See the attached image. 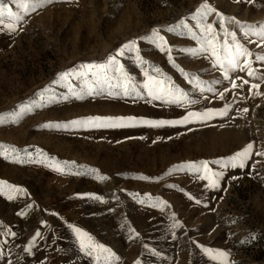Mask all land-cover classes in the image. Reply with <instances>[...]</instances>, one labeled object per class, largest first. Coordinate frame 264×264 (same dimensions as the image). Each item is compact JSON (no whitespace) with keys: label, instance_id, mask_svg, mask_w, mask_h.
Segmentation results:
<instances>
[{"label":"rangeland","instance_id":"374dc122","mask_svg":"<svg viewBox=\"0 0 264 264\" xmlns=\"http://www.w3.org/2000/svg\"><path fill=\"white\" fill-rule=\"evenodd\" d=\"M202 3L222 14L225 27L253 53L252 77L239 70L230 74L235 90L205 55L187 54L197 43L186 30L167 31L184 21L199 33L192 16ZM213 21L219 32L216 13L205 22ZM8 23L5 18L0 26V181L24 189L26 195L13 193L9 200L6 187L0 194V248L5 257L0 264H97L80 253L69 223L110 248L119 258L114 264H220L203 248L228 252V264H264V155H259L264 153V79L255 78L264 76V62L255 60L264 55L259 39L264 0H51L31 11L15 32L7 29ZM153 28L166 37L176 64L188 76L170 65L167 52L140 41ZM134 39L152 70L160 67L198 103L181 109L161 100L124 96L115 80L111 88L82 100L66 87L49 89L60 72L103 63ZM121 62L136 82L143 81L133 57L126 55ZM243 80L248 84L242 85ZM82 85L73 79L76 91ZM200 88L213 91L201 93ZM42 92L54 99L41 101ZM65 95L70 96L66 101ZM225 104L230 106L226 116L186 126L44 127L89 116L177 119L188 111ZM21 105L35 106L14 119L11 114ZM249 143L253 148L244 168L210 163L214 171L224 172L216 189H208L207 181L191 170L177 167L226 159ZM172 217L180 227L171 226Z\"/></svg>","mask_w":264,"mask_h":264},{"label":"snow or ice","instance_id":"6c2138e0","mask_svg":"<svg viewBox=\"0 0 264 264\" xmlns=\"http://www.w3.org/2000/svg\"><path fill=\"white\" fill-rule=\"evenodd\" d=\"M51 0H0V26L3 25V21L7 18L10 23L6 25L9 31L15 32L17 26L20 25L25 18L29 15L31 11L42 7L43 5L50 3ZM10 5H15L17 11H13ZM213 13H216L219 21L220 31L218 32L214 25L217 21L212 23H206L207 17ZM193 20L199 23V33L193 31L187 23L181 21L180 24L169 26L167 31L178 32L181 30H186L190 38L197 43V47L186 49L187 54L192 57L197 55H205L207 59L211 61V66L214 69H219L222 73L223 80L228 81L233 90L236 89L237 85L235 80L230 79V74L239 70L240 72H247L248 76L252 77L254 75V70L252 63L249 61V57L253 55L243 44L237 41V34L235 31H229L226 27V18L219 14L215 8L211 7L209 3H202L195 10V15L192 16ZM239 25L240 22L236 21ZM243 27V25H240ZM223 36L222 42L219 41V37ZM247 36V33H244ZM259 39L261 43H264V31L259 34ZM140 41H147L153 45L159 52H167V60L170 65L177 68L181 76H188L189 73L176 64L175 59L172 55L173 48L168 44L165 36L161 35L158 28H153L151 33L147 36L141 37ZM131 56L136 62V66L141 68L143 72V81L138 83L134 80L133 76L130 75L125 68V65L121 62V58L124 56ZM256 61L264 62V55H256ZM145 64H149V67H145ZM162 77V78H161ZM257 79H264V76L255 77ZM73 79L77 81H83V85L80 87L79 91H76L73 86ZM116 81L117 87L124 96H130L133 98H143L149 101L161 100L171 105H176L177 107L184 109L189 104H196L198 100L189 97L184 89L176 85L170 76L163 73L162 69L155 66L154 71L150 62L143 59L141 55V49L138 46L137 40H130L124 43L113 55L107 57L106 61L103 63H88L82 64L79 68L70 69L67 71L60 72L56 79L49 86V89L53 86L59 85L66 87L71 94L77 100H82L85 96H91L93 94H100L105 90V88L112 87V81ZM189 84L193 81L189 80ZM214 83H220V81H215ZM248 84L247 80L242 81V85ZM241 85V86H242ZM258 84H252L251 88H258ZM45 89L44 91H49ZM200 92L203 91H213L211 88L204 89L200 88ZM228 89H225V92ZM111 94V93H109ZM221 99H223V93L220 94ZM69 95H65L63 100H68ZM41 101L47 99L51 102L54 99V95L48 96L47 98L40 93ZM35 105H21L20 111L12 113L14 119H19L24 112L29 111L31 107ZM230 106L225 104L222 108H207L201 111H188L187 114L182 115L177 119H147L144 117H101V116H89L82 119H73L68 122H57L54 124H45L46 128H56V129H88V128H124V127H136L141 125H146L154 128H160L164 126H186L197 122H205L207 120L213 119L216 116H226L228 114ZM246 111V110H245ZM3 117H0V122H2ZM0 145V148H3ZM253 145L249 143L242 150L237 151L234 155L229 156L226 159L207 161L202 160L199 162H187L183 165H178L177 167L185 168L191 170L194 174H198L201 180L207 181L206 187L208 189H216L220 185V179L224 176L223 171H214L210 168L211 164H220L222 168H244L245 163L251 155V150ZM4 154V153H0ZM6 155V154H5ZM259 155H264V153H259ZM68 163V162H64ZM74 163V162H73ZM57 171H61V167H56ZM93 172L96 170L93 169ZM87 175L88 173H83ZM101 180H106L107 177L100 176ZM141 179H148V177H141ZM235 179V177H233ZM5 187L7 188V199H14L13 193L20 194L26 191L15 185L8 184L6 181H0V194L5 193ZM85 196H91L94 199L101 200L99 195L95 194H80V198ZM141 203L143 201H140ZM157 204L162 203L157 200ZM199 203V201H197ZM154 207L156 205H153ZM167 206V205H165ZM173 228L180 227L179 221L172 217ZM71 230L75 241L78 245L80 253L85 257L91 258L100 264L101 257H103V264H114V260H118L115 253L103 244L97 243L95 238L86 230L75 226L71 223L67 225ZM13 236L16 233H11ZM40 233L37 232L32 239V243L36 237H39ZM31 253L32 248L27 249ZM205 254H211L210 259L216 260L219 258L220 264H228L227 257L228 252L212 249L203 248ZM4 254L2 248H0V260H3ZM10 264V262H9ZM139 264V262H137Z\"/></svg>","mask_w":264,"mask_h":264}]
</instances>
